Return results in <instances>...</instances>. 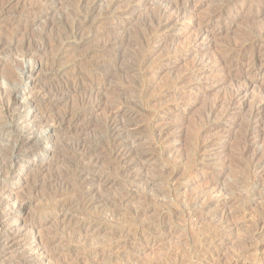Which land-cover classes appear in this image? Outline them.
I'll list each match as a JSON object with an SVG mask.
<instances>
[{"label": "rangeland", "instance_id": "obj_1", "mask_svg": "<svg viewBox=\"0 0 264 264\" xmlns=\"http://www.w3.org/2000/svg\"><path fill=\"white\" fill-rule=\"evenodd\" d=\"M32 1L33 0H19L14 10L15 15L7 13L0 17V35L4 33L9 34L8 37L14 35L16 36V42L18 41L16 44L12 42L10 45H7L9 46L7 47V51L0 54V77L3 79V77H8L10 74L16 76L21 70L28 69L29 66L26 65L25 62L22 63L24 58L19 51V47L22 44L21 42L27 37V42L31 40L36 47L42 40L46 42L48 40L50 41L54 34L56 38L59 37L61 41L58 44L55 42L52 44L54 47L47 48L44 51L42 48L39 49L41 53L37 54L33 66V81L30 82L27 80L21 83L22 87H25V91L20 98L22 101L32 100L34 95L39 94L38 89L41 85L51 84V82L53 84L56 82L55 80L60 78V76L64 77L63 75H66L69 71H75V69L80 70V73L82 71V73H93L96 71L94 70V59L86 63V65L90 63V67H87L83 63H79L77 66L74 64L76 57H79L78 55L83 53V49L79 50V48H77L79 40L68 36L67 33V30L77 24L79 21V19H77L78 16L83 15L84 10L93 0L90 2L89 0H84L85 3L80 0H47L46 6H49L48 8L37 3L38 6L36 5L34 9L31 8V5L35 3V1ZM101 1L100 11L106 9V15L104 16V22L100 23V27L109 28L110 26L116 36H125V39L121 45H116V48L114 46L112 51H110V57L107 58L110 59L114 66L116 65L115 68L112 66L111 71L108 73L110 77H108L109 80H104L100 82V84L96 82L90 87V90H92L91 92L99 93L97 96H100L102 100L98 108L95 109L94 113L88 118L89 123L86 125V129L82 131L81 135L87 138V136L90 137L94 134L96 130L95 123H98L99 119L105 113L106 106L110 100L112 102V100L115 99L113 101L114 104H121V106L126 105V108H130L134 112L128 116L134 121L129 119L130 123L134 124L133 126L136 129L138 128L134 130L133 135L138 140L139 147L144 148L145 151L147 150V156L148 153L149 156L141 162L143 165L139 164L136 170L134 169L133 173L136 175H145L147 179L150 178L148 181H151V185L145 184L144 182L137 183L135 188L133 187V192L136 193L137 191L138 193L139 191L140 194L145 192L148 194V197L146 199L142 197L141 199L136 198L131 200L125 206L120 207L121 210L119 213H122V215L117 214V217L110 216L109 221H111L110 224L112 225H119L127 221L126 223H129V225L137 226L138 231H129L130 233L124 232L121 236L117 237L108 236L106 234H101L100 236L89 234L88 236L90 237H80V239L79 237H74L73 239L72 236V238L69 236L70 234H67L62 236V238H58L60 241L57 240L58 242L55 241L46 246L45 243L51 239L53 233L59 234L61 228L65 230V223L69 215H71V219H76L77 222L79 218L82 220L83 218L94 217L93 211H95V208L91 209V211L90 208L85 210L84 207H80L82 209L78 208L77 210H73L72 213L68 212L67 216L65 215L63 217V215H59L55 217V212H53L55 201L74 197L78 193V188L74 183L73 176L77 158L66 148L72 134L69 133V130H67L68 133H66L64 132L65 130L62 131L57 129V133L60 132L62 136L54 133V142H52V138L51 143L49 142L48 144V148H50L51 151L53 150V154L51 152V154L44 155L43 152H39L35 155L37 158H34V156L31 157L32 159L29 161L18 164L17 172L6 173V175L0 178V196L5 197L7 193L16 194L18 196L15 205L11 201L6 205L7 207L4 206L15 212L10 214L5 219L6 221L0 222V233L9 232L11 234L10 236H12L13 245L10 246L9 244L7 245L0 242V264H24V262H32L33 264H202V262L204 264H264V232H258L260 227H256V222L262 217L263 220L259 226L264 229V164L258 167H252L251 165L255 155L260 154L259 157L261 155L264 157V127H262L260 133L257 132L259 133V137L256 134L257 136L253 143L250 144V148L247 150L248 152L243 150V138L247 128L246 125H248L252 116L250 114V107L253 105V102L258 103L259 100L264 101V79L260 81L261 78L259 75L258 81L253 83L254 87L250 85L247 88L244 94L245 96L243 97L244 99L242 98L243 104L238 108L239 110L233 109L230 110L231 112L223 113L220 106L221 110L218 109L215 115H207V110L214 101L218 100L214 103L221 104L223 107V105L226 104L223 102H227V96H229L232 90L239 84L251 80L252 75L249 76L244 68H247V66H245L246 61L248 63L253 59L251 62H254L256 59L255 51L257 46L264 44V0H175V2L180 5L186 4V19L181 18L179 20H174V25L163 32L164 35L162 34L160 37L151 40H148V35L154 31L155 28L153 26H155L159 20L163 19V13L160 10L161 3H163L162 0ZM169 1L174 2V0ZM222 4L225 8L227 7L225 15L213 17L210 21V27L214 29V37L211 44L208 47L205 46L201 48V50L193 48L192 37L196 26H190V22L193 21L194 18H197V16H209L216 7ZM37 8H41V10ZM34 16H38L40 22H33L31 28L26 30L25 26L27 24L26 22H28L27 19H35L36 17L34 18ZM97 16H100V14L98 13ZM58 18L61 19L58 20ZM49 19H51L50 21H57L58 27H62L63 25L62 28L56 30L60 35L55 31L51 36H44L45 39L41 40L37 35L39 32L38 30H40ZM67 19H69V21ZM144 25H146V28ZM85 26V31H83L84 35L89 34V30H91L88 24ZM61 32H63V37L61 36ZM243 38L244 40L247 38H249L247 40L258 38V40L255 46L249 45V47L247 46L246 49H244L243 57L245 60L243 59L244 63H241L243 65L241 66L240 74L236 80H225L226 78L224 77L223 71L220 70L219 72V69L214 67H205L194 75L186 85L182 86V89L181 87H171V81L186 72L201 55L204 53H210L209 55H212V53L223 50L226 51V53L228 52V54H236L238 52L235 48L237 46L236 44L240 43ZM62 41H64V43ZM55 44H57V46H55ZM15 45H17V47ZM58 47H60L59 50L67 53L63 54V57L58 60L59 67L57 66L56 69H52L49 65L54 58L55 52L50 53V51L53 52L50 49L56 51ZM74 48H76V50ZM234 49L237 51H234ZM45 51L47 52L45 53ZM72 51L75 56H73ZM75 51H77L76 54L74 53ZM48 52L49 55L47 54ZM131 56L133 57L131 58ZM48 57L50 59H48ZM135 57L138 59L136 58L135 60ZM60 62H63L62 65ZM92 62L94 63L92 64ZM135 62L138 63L136 64ZM131 63H135V65ZM129 64L131 65L130 67ZM72 67L74 70H72ZM101 72L102 75L100 76L105 77L104 74L106 72ZM101 72H99V74ZM124 72L131 78L129 76L127 77ZM253 78L257 79V76ZM11 84L13 85V83ZM124 89L126 90L124 91ZM189 90L191 91V95H193L191 96L192 100L188 105H183L177 100L178 96L176 95L177 93L180 94ZM117 91L118 94H115ZM129 92L131 94H129ZM76 94L78 93L75 92L73 95L70 94L68 96L69 98L67 97L58 104H55L51 111H49L50 113H48L47 118L51 119L59 115L66 108L72 107L78 97ZM19 101L16 104H19ZM127 101H129V103ZM133 102L135 104H133ZM16 104H14L15 108L16 106L18 107ZM39 109L40 108H38V110ZM260 109L258 110L259 112H257L259 117L262 118L261 121L264 126V102ZM36 110V108L33 110V114L38 112ZM219 112L221 114H217ZM10 113H14V111L12 110ZM1 114L3 115L2 108H0V116ZM6 120V127H9V124L11 125L12 122L8 119ZM158 122H170V124L174 122L176 124L171 129L172 138H174L169 142L163 143L158 140L156 133ZM48 123L49 122H46V124ZM93 128H95V130ZM219 136H223V139L214 145V149L209 152L210 154L200 159L194 150L196 144L199 141H206ZM63 142L65 146H63ZM6 144V137L0 136V145L5 146ZM151 149L155 150L152 151ZM260 152L263 153L261 154ZM251 155L254 157H250ZM69 161L72 162L69 163ZM85 164L89 165L90 162L86 161ZM47 166H51L50 168L56 172L65 170L66 179L56 180L53 184H51L52 182L48 183L51 186H48V184L41 185L40 183L46 179L48 174L46 173ZM102 168L103 166L100 167V170ZM165 171H167V173ZM66 181L67 183H64ZM122 181V177L115 176L112 177L113 185L111 184V186L102 183L99 184L100 186L96 185V195L110 197L113 193L116 194ZM115 183L117 186L114 185ZM20 204H22L23 207L22 211L17 212L16 208ZM136 208L143 211L142 213L144 214H141V217L131 214V211H134ZM239 208H242L243 211ZM190 211L198 212L202 216L198 214V218L196 216L191 217ZM240 212H244V215H241ZM227 214L231 215L233 219L232 222H219L222 220V216ZM129 216L130 218H127ZM30 225H34L35 228H30ZM58 226L62 227L60 228ZM166 227L169 229L174 227V230H172V233L169 231L163 234ZM205 230H208L207 232L211 234L220 235V238L214 239L215 241L205 243L206 245L201 246L202 243L197 235L200 231ZM213 231L215 233H213ZM149 234L155 235L156 239L154 241L148 238L144 241L139 239L141 237L140 235L145 236ZM59 235L61 236V234ZM34 239L43 240L44 243L41 244V246H36L34 243L30 244ZM85 239L87 240L85 241ZM62 245L64 246L62 247ZM82 245L85 246L83 247ZM35 246L37 248L31 251ZM196 247H202L200 248L202 251L200 250V253H194ZM74 248L77 249L75 250ZM92 248L94 251H92ZM47 254L55 256V258L49 261L47 259ZM67 254V258L62 259L63 255ZM211 255L213 257L208 263L206 258Z\"/></svg>", "mask_w": 264, "mask_h": 264}, {"label": "bare ground", "instance_id": "obj_2", "mask_svg": "<svg viewBox=\"0 0 264 264\" xmlns=\"http://www.w3.org/2000/svg\"><path fill=\"white\" fill-rule=\"evenodd\" d=\"M18 1L19 0H0V17L4 16L7 13L10 14V15L14 14V10L16 9V7L18 5ZM23 1H25V0H23ZM33 1H35V3H32V5H31L32 6L31 7L32 9H34V7H36L37 3L40 4V5H42V6H46V1L47 0H33ZM80 1L83 2V3H85L84 0H80ZM90 1L91 0H89V2ZM101 2H102L101 0H93L92 3L89 6H87V8L84 10L83 15L78 16L77 19H79V21L77 22V24L75 26H72L71 29L67 30L68 31L67 32L68 33V36H70V37H72L74 39H78L79 40V45L77 46V48H79V50L83 49L82 50L83 53L80 54V55H78L79 57H76L75 63L72 60L74 58L71 59L72 62L76 66L79 63H81V64L83 63V64L86 65L87 61L89 62L91 59H94L95 60L94 61L95 62V64H94L95 65V69L94 70H96L95 72H93V73H89V72L88 73H82L83 72L82 71L80 73L79 72L80 70H78V69L77 70L75 69V71H69V73H66V75H63L64 77H61L60 76V78H58L57 80H55L56 81L55 83L52 84V82H51V84L49 83V84L41 85V87H39V89H38L39 94L38 95L37 94L36 95L33 94L34 96H33V99L32 100H30V101L23 100L22 101L20 99L22 97L24 91H25V87H22L21 83L24 82V81H27V80H29L30 82H32L33 79H34L33 78V74H34L33 66H34V62H35V58H36L37 54L41 53V51L39 52V49L42 48V50L44 51L47 48L54 47V46H52V44H54L55 42L58 44L61 41V39L59 40V37L56 38V35L55 34L50 39V41L48 39H47L48 40L47 42L44 41V40H42V39H45L44 36H51L58 28L60 29V28L63 27V25H62V27H60V26L58 27V25L56 23L57 21L56 22L50 21L51 19H53V18H51L48 21H46L43 26L41 25L42 27L40 28V30H38L39 32L37 31L38 32L37 35L42 40L41 43H39L37 45V47L34 46V44H33L34 42L32 43L30 39H29L30 42H27L26 39L28 37L27 38L25 37L26 39H24V41L21 40L22 41L21 42L22 44H21L20 47H19L20 44L18 45V47L20 48L19 51L21 52V55L24 58V61L22 63L25 62L26 65L29 66L28 69H23L20 72L17 71L19 74L16 75V76H14L13 74H10V75H8V77H5V78L3 77V79H2V77H0V108H2V110H3V115L1 114V116H0V136H5L6 137V140H7V144L5 146L4 145H0V178L3 177L4 175H6V173H9V172L15 173V172H17L18 171L17 170V167H18L17 165L18 164H20V163H22L24 161H29L30 159H32L31 157H34L39 152H43L44 155L51 154V152L53 150L51 151V149L48 148V144H49V142L51 143L52 138H53V141L52 142H54V137H55L54 136V133H57V129L62 130V131L65 130L64 132H66V133H68L67 130H69V133L72 134V137L69 138L70 140H69L68 143L66 142L68 140L66 138L67 140L65 142L67 143L66 148L69 151H71L73 153V155L76 156V158H77L76 166L74 167V171H73V176H74V183L76 184V186L78 188V193H77L76 196L71 197V198H66V199H62V200H56L55 203H54V205H53L54 206L53 207L54 208V211L53 212H55L54 213L55 214V217H57L59 215L60 216L63 215V217H64L65 215L67 216V213L68 212H71L72 213L73 210H77L80 207H84L85 210L86 209L88 210L89 208H90V210L95 208V211H93L94 212V217H92V218L91 217L90 218H83L82 220H80V218H79L77 220V222H76V219H71L70 218L71 215H69V217L67 218V222L65 223V228L63 227L65 230H63L61 228L64 224L61 227L58 226V227L61 228V230L59 232V234H61V236L59 234H57V233L56 234L53 233L51 239H49V241L47 243H45L46 246H48V244H52L53 242L57 241L58 238H62V236L67 235V234H70L69 236L70 237L72 236L73 239H74V237H79V239H80V237L85 238L89 234H91V235L94 234V235H99V236L101 234H106L108 236L110 235V236H116L117 237V236H121L124 232H129V231L137 232L138 231V227L137 226L135 227V226L129 225V223H126L127 221L126 222H123V223H120L119 225H112V224H110L111 221H109V217L110 216H112V217H115L116 216L117 217V214L122 215V213H119L120 210H121L120 207L125 206L131 200L136 199V198L141 199L142 197H143V199H146L148 197V194L145 193V192H142L141 191L143 194L142 193L140 194L139 191L137 193L136 190H135L136 193L133 192V190H134L133 187L135 188V185L137 183L144 182L145 184H150L151 185V181H148L150 178L147 179L145 175L142 176V175H138V174L136 175V174L133 173L134 169L136 170V168L138 167V165L141 164V162H143L145 160V158H147L149 156V153H148V156H147V150L145 151L144 148L139 147V142H138V140L133 135L134 130H137L138 128L136 129L133 126L134 124H131L130 123V120L131 119L128 117V116H130V114L134 113L132 111V109L126 108L125 107L126 105L125 106H121L120 103H119L120 105L114 104L113 101L115 99L112 100V102L110 100V102L106 106L105 113L99 119L98 123H95L96 124V130H95V128H93L95 130V131L93 130L94 131V134H92V136H90V137L87 136V138L86 137H83L81 135L82 134V131H84L86 129V125H88V123H89L88 122V118L94 113L95 109L98 108V106L100 105L101 100H102L100 98V96H97V95H99V93H97V92L96 93L91 92L92 90H90V87L92 86V84H94L96 82L100 84V82H102L104 80H107V79L109 80L110 77H109V74L108 73L111 71V67L114 66V65L110 61V59H107V58L110 57V53H111L110 51H112V49L114 48V46L116 48V45H118V46L121 45V43L125 39V36H116L114 34L115 32L110 28V26H109V28H101L100 27V23L101 22L102 23L104 22V16L106 15V9L105 10L103 9V11H100L101 10V8H100ZM162 2L163 3H161L160 10L163 13V19L162 20L157 19L159 21L157 22V24L155 26H153L155 29L153 28L154 31L151 32L149 35L145 32L148 35V38H149L148 40H151V39L160 37L163 34V32H165L167 29H169L170 27H172L174 25V23H173L174 20H179L181 18L186 19V17H185V14L187 13L186 12V4L185 5H180L177 2H175V0H174V2L169 1V0H162ZM231 2H233V1H231ZM217 3H215V4H217ZM46 7H45V9H46ZM77 7H78V5H77ZM226 8L222 4V5L218 6V7H216L214 11L211 10V11H213V13L210 14L209 16H203V15H202V17L197 16V18H194L193 21L190 20L191 21L190 22V26L191 25H193L194 27L196 26V29L194 28L195 30H194V34H193V37H192L193 48H197V50H199V49L201 50V48H203L205 46L208 47L211 44V41H212V39L214 37V35H213L214 34V29H212L210 27V21L212 20L213 17H220V16L225 15V13L227 11ZM32 9H31V11H32ZM37 9H40L41 10V8H37ZM107 12H109V11H107ZM236 12H238V11H236ZM98 13L100 14V16H97ZM23 15H25V14H23ZM154 15H155V13H154ZM38 16H34V18L35 17L36 18L35 19H32V20H30L31 18L30 19H27L28 22H26L27 24L25 26L26 30L28 28H31V25L33 24V22H38L40 20V18H38ZM186 16H187V14H186ZM30 17H32V16H30ZM225 17H227V16H225ZM45 18H46V16H45ZM59 19H61V18H58V20ZM75 19H76V17H75ZM67 20L69 21V19H67ZM62 21H61V24H62ZM86 24H88V27L89 26L91 27V30H89L90 31L89 34L84 35L83 34V31H85L84 30V26ZM68 25H70V24H68ZM144 26L146 28V25H144ZM85 28H86V26H85ZM62 33L63 32H61V36H62ZM6 34L4 33V34L0 35V54L3 53L4 51H7V47H9L7 45H10V43H12V42H15V44L18 42V41L16 42V38H15L16 36L11 35L10 37H8L9 34H7V35ZM59 35H57V36H59ZM244 37H246V36H244ZM47 38H49V37H47ZM249 38H247V39H249ZM260 38H262V37H260ZM247 39L244 40V38H243L242 41L240 40L241 41L240 43L236 44L237 46L235 48L238 50V52L236 54H231V53L228 54V52L226 53V51H224V50L223 51H219V52L212 53V55H209L210 53L209 54H205L204 53L199 58H197V60L193 63L192 66L190 65L191 67L189 69H187L186 72H184L183 74H181L179 77L176 76L178 78H175L174 80L171 81V84H170V85H172L171 87H173V88H176V87H179L180 88L181 87V89H182V86L186 85L191 80V78L194 75H196L197 73H199L205 67L206 68L207 67H211V68L214 67L216 69H219V72H220V70L223 71L224 72V77L226 78L225 80H227V79L228 80L229 79H235L236 80L238 78V75L240 74L241 66L243 65L241 63H244V61H243V59H244V57H243L244 49H246L247 46L249 47V45L255 46L256 45V42L258 40V38L251 39V40H247ZM62 42L64 43V41H62ZM259 42H260V40H259ZM57 44H55V46H57ZM15 46L17 47V45H15ZM63 48H64V46H63ZM193 48H192V50H193ZM59 49H60V47H58V50H56V51H54L53 49H50L53 52H51L48 49L50 51V53H54L55 52L54 58L53 59L51 58L52 61H51V64L49 65L52 69H56V67L59 64L58 63L59 62L58 60L61 57H63V54H66L67 53V52L65 53V51H61ZM74 49L76 50V48H74ZM142 50H143V48H142ZM237 50L234 49V51H237ZM250 50H251V48H250ZM73 51H72V54H73ZM46 52L47 51H45V53ZM76 52L77 51H75L74 53L76 54ZM47 54L49 55V52ZM70 54H71V52H70ZM139 54H140V52H139ZM73 56H75V55L73 54ZM255 56H256L255 57L256 59L254 60V62H251L253 59L250 57L252 60L249 61L248 63L246 61L245 66H247V68H244L245 71H246V73L249 74V76L252 75L251 80H247L246 83L239 84L238 85L239 87L237 86L234 90H232L229 93V96H227L228 97L227 98V102H223V103H226L225 105H223V107H222L221 104L214 103V102H217L218 100L217 101H214L213 102L214 104L212 103V105L208 108V110L206 109L208 116L213 115V114L215 115V113L218 112V109L221 110V108H222V112L223 113L231 112L230 110H233V109L234 110L235 109L236 110H239L238 108L243 104L242 98L245 96L244 94H245L247 88L250 85H253L254 82L258 81V76L259 75H260V78H261L260 81H262L264 79V44L263 45L261 44V45H258L257 46V49L255 51ZM132 57L133 56H131V58ZM136 58L137 57H135V60H136ZM48 59H50V58L48 57ZM131 60H133V59H131ZM246 60H248V59H246ZM48 61H50V60H48ZM137 61H139V60H137ZM94 62H92V64ZM62 63H61V65H62ZM135 63H131V64L135 65ZM146 64H148V63H146ZM89 65H90V63H89ZM89 65H86V66L88 67ZM115 66L113 68H115ZM130 66L131 65L129 64V67ZM118 67H120V66H118ZM72 70H74L73 67H72ZM101 71H105L106 72L104 74L105 77H101L100 76V75H102V72ZM133 71H135V70H133ZM99 72H101V73L99 74ZM124 74H125V72H124ZM256 76H257V79H254L253 77H256ZM217 77H218V75H217ZM224 77H223V79H224ZM193 79H195V78H193ZM212 81H213V79H212ZM260 81H259V84H260ZM238 82H241V81H238ZM11 83H13V85ZM233 83H236V82L234 81ZM260 86H262V85H260ZM253 87H254V85H253ZM132 89H133V87H132ZM125 90L126 89H124V91ZM183 90H184V88H183ZM197 90H196V92H197ZM118 91L115 94H118ZM75 92L78 93V94H76V96H78V97L75 100V103H74V105L72 107L70 106L69 108H66L59 115H56V116H54L51 119L50 118H47L48 113H50L49 111H51V109L55 106V104H58L63 99H66L70 94L73 95V93H75ZM193 92H194V90H193ZM129 94H131V93L129 92ZM176 96H178V98L177 97L176 98H177V100H179L180 103H182L183 105H186V104L188 105V103L192 100L191 99V96H193V95H191V91L189 90L187 92H183V93H180V94L177 93ZM263 97H264V95H263ZM19 100H21V101H19ZM18 101H19V104H16V103H18ZM115 102H117V101H115ZM127 102L129 103V101H127ZM263 102L264 101H260V100H259L258 103L257 102L256 103L253 102V105L250 107V114L252 116H251V119H250L248 125H246L247 128H246V131H245V134H244V138H243L244 139L243 140L244 141V145H243L244 147L243 146L242 147L244 149L243 148L242 149L244 151H247L250 148V144L253 143V141H254V139L256 138L257 135L259 137V133L261 132L262 127H264L263 126V122L261 121L262 118H260L259 115H258V112H259L258 110L260 109V107H261V105H262ZM14 104L18 105V107L16 106V108H15ZM133 104H135V103L133 102ZM220 106H221V108H220ZM35 108L37 109L36 111H38V112L36 114H33V110ZM38 108H40L41 110L40 109L38 110ZM246 109H248V108H246ZM12 110L14 111V113H10V111H12ZM56 110H57V108H56ZM217 114H221V113L219 112ZM227 117H228V115H227ZM6 119H8V120H10L12 122L11 125L9 124V127H6L7 126V124H6V121L7 120ZM131 121H133V120H131ZM46 122H49V123L46 124ZM201 124H202V122H201ZM175 125L176 124L174 122L172 124H170V122H168V123L167 122H162V123L157 124L156 133H157L158 140H160L163 143L169 142L170 140H172L174 137L172 138V133H171L172 131H171V129ZM40 128H42V129H40ZM257 132H259V133H257ZM57 134H60V132L57 133ZM67 136H69V135H67ZM222 139H223V136H219V137H216L214 139H210V140H206V141H199L196 144L194 150L198 154V156L200 157V159L201 158H204L208 154H210L209 152L212 149H214V145L216 143H219V141L222 140ZM155 142H157V141H155ZM63 144H64V142H63ZM63 146H65V144ZM259 148H260V146H259ZM148 150H150V149H148ZM151 150L154 151L155 149L154 150L151 149ZM260 153L262 154L263 152H260ZM52 154H53V152H52ZM173 154H174V152H173ZM215 154H217V153H215ZM251 154L254 155L253 153H251ZM252 155L250 157L253 158L254 156H252ZM259 155L260 154L255 155L254 159L252 160V162H251L252 167L263 166V164H264V157L262 155H261L262 157L261 156L259 157ZM181 156H183V155H181ZM34 158H37V157L35 156ZM57 160H58V158H57ZM86 161L87 162H90V164L89 165H86L85 164ZM70 162H72V161H69V163ZM47 164H48V161H47ZM141 165H143V164H141ZM102 166H103V168L100 170V167H102ZM50 167H48V166L46 167L47 168V170H46L47 172L46 173H48V174L46 176V179H44L40 183L41 185L42 184H46L47 185L48 183H51V182H52L51 184H53L54 181H56V180L58 181V180H61V179L65 178V173H64L65 170L64 171L62 170L60 172H56L55 170H52ZM182 167H183V165H182ZM56 168H54V169H56ZM165 172L167 173V171H165ZM115 176L116 177L117 176H120V177L123 178L122 183H120L121 186L118 189V192H116V194L113 193V195H111L110 197L109 196L108 197L97 196L96 195V192H95V190H96L95 189V186L96 185H99L100 183H102L104 185H110L111 186V184L113 185V183H112V177H115ZM67 180H68V178H67ZM113 180H114V178H113ZM35 182H36V180H35ZM64 183H67V181L64 182ZM71 183H73V182H71ZM56 184H57V182H56ZM114 185H116V183ZM48 186H51V185L48 184ZM145 189H148V188H145ZM223 195H225V194H223ZM139 199H137V200H139ZM17 200H18V196L16 194H12V193H7V195L5 197L0 196V222L1 221H4L10 214H12V213L15 212V211H12V209L5 208L4 206H6L7 204H9V202H11V201L15 205ZM22 208H23L22 207V204H20L16 208V211L17 212H21L22 211ZM80 209H82V208H80ZM242 211H243V209H242ZM142 212H143L142 210H138L136 208L134 211L133 210L131 211V214L133 216H140L141 214H144ZM107 213H110V214H107ZM240 213H241V215L242 214L244 215V212H240ZM198 214L199 213L198 212H195V211L194 212H191V217L192 216H194V217L196 216L198 218V216L201 215V214H199V215ZM213 214H215V213H213ZM88 217H89V215H88ZM166 217H167V215H166ZM212 217H213V215H212ZM127 218H130V216L127 217ZM232 220L233 219H232L231 215L230 214H227V215L222 216V220H220L219 222L222 221L223 223H228L230 221L232 222ZM262 220H263L262 217H260L259 220L256 222V227L257 228L260 227L258 229V232H260V233H263L264 232V229L261 226H259L260 223H262L261 222ZM236 225H235V227H236ZM29 227L32 228V227H34V225H30ZM167 227L163 231V234H166L169 231H171V233H172V230H174L173 229L174 227H172L171 229H169ZM34 228H32V229H34ZM207 231L206 230L205 231H200V233L197 235V237H199L198 239L202 243L201 246L202 245L203 246L206 245L205 243H208V242L210 243L212 241H215L214 239L220 238V235H218V234L217 235H214V234H211V233H209ZM140 232H143V231H140ZM213 233H215V232L213 231ZM10 235L11 234L9 232H1L0 233V242L3 243V244H7V245L9 244L10 246L13 245L12 236H10ZM58 236H60V237H58ZM140 236L141 237L139 239H142L143 241L146 240L147 238L148 239H151L153 241L156 239V236L155 235H150V234L149 235H145V236L144 235H140ZM88 237H90V236H88ZM105 239H107V238H105ZM86 240L87 239H85V241ZM58 241H60V240H58ZM31 243L36 244V246H41V244H43L44 241L43 240H40V239H34L33 241L30 242V244ZM64 245H62V247ZM85 245H87V244H85ZM36 246H35V248H32L31 251L35 250L37 248ZM200 248H202V247H196V249L194 250L195 251L194 253H197V252L200 253L202 251V249H200ZM79 250H81V249H79ZM84 250H85V248H84ZM92 251H94L93 248H92ZM62 254H64V253H62ZM213 254H214V252H213ZM215 255H216V253H215ZM67 256H68V254L67 255H63L62 259L63 258L64 259L67 258ZM212 257H213L212 255L211 256H208L206 258V261L209 263V261L211 260ZM54 258H55V256H51V255L47 254V259L49 261L50 260H53ZM83 259H84V256H83ZM62 261H64V260H62ZM96 263H98V262H96ZM24 264H33V263L32 262H26V263L24 262ZM157 264H159V263H157ZM202 264H204V263L202 262Z\"/></svg>", "mask_w": 264, "mask_h": 264}]
</instances>
